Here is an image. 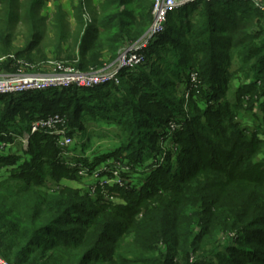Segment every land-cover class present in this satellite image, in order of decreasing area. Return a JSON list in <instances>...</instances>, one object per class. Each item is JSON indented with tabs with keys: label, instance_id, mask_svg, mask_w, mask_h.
I'll return each instance as SVG.
<instances>
[{
	"label": "trees",
	"instance_id": "16d2710c",
	"mask_svg": "<svg viewBox=\"0 0 264 264\" xmlns=\"http://www.w3.org/2000/svg\"><path fill=\"white\" fill-rule=\"evenodd\" d=\"M45 2L0 0L5 75L43 74L51 62L83 73L106 70L148 36L157 0H70L73 27L56 5L44 29ZM260 12L246 1H196L169 13V39L162 35L142 51L148 57L170 42L177 66L195 64L210 104L203 116L193 104L186 115L184 102H176L178 81L166 79L171 67L158 55L160 67L121 71L119 78L131 81L123 89L114 83L0 96V143L55 114L73 131H82L87 118L101 119L121 129L126 143L117 150L130 152V165L145 164L147 156L154 164L145 168L142 190H124L129 200L119 204L61 186L64 176L79 172L67 167L64 150L48 134L32 135L23 154H0V166L11 172L0 179V256L11 264H264V130L247 134L235 120L244 106L264 110ZM21 28L25 40L17 47ZM240 72L248 83L234 89ZM110 87L119 93L113 99ZM171 123L182 149L176 165L172 149L164 153L158 140L169 135ZM81 161L80 173L91 165Z\"/></svg>",
	"mask_w": 264,
	"mask_h": 264
},
{
	"label": "rangeland",
	"instance_id": "374dc122",
	"mask_svg": "<svg viewBox=\"0 0 264 264\" xmlns=\"http://www.w3.org/2000/svg\"><path fill=\"white\" fill-rule=\"evenodd\" d=\"M199 1L211 2V1H222V0H211V1L199 0ZM189 4L180 6V8L187 6ZM56 5H61L63 7L64 11L69 16L70 18L69 22L73 27L74 23L73 20L71 19L72 6L70 5V0H46L41 12L42 17L45 19L44 29L48 27L49 22L52 20V15L54 13ZM162 8L163 7L159 8L158 13L162 11ZM175 11L176 10L172 12ZM260 13L264 14V11H261ZM194 16L195 15H193V18H195ZM168 24H169L168 18L167 19L165 18V20L163 21L164 32H162L159 36H157L153 40L155 41V43L158 42V40L162 35H166L167 39H169L171 34L169 33ZM24 40H25V35L23 33V29L22 28L18 29L15 45L17 47H22ZM49 41L50 40L45 39L44 43L46 45L50 44ZM152 43L147 47V49L152 45ZM174 48L175 46L171 45L170 42L163 44L161 48L155 46L153 48L154 49L153 53L151 52L148 57L145 56L142 60L136 61L129 69H125V70L129 71L130 75L138 72L139 70L149 71V68L151 66H154L155 68L160 67V65H156V62L158 61L157 55L165 57V59H167L168 61L166 66L171 67L170 70L166 71V79H171L172 81L175 82L178 81L177 91H175L174 93L176 102H178L179 104H183L184 102V109L186 115L189 116L187 111H189L190 105L193 104L194 107L196 108L197 115L203 116L206 113L208 106L210 105L208 100L202 97L203 92L204 90H206V88H203L204 85L200 80H198L197 75L195 74L196 66L193 62H191L185 67L177 66V61H179L177 60L178 54L175 51H169V50H173ZM142 55L144 54L142 53ZM48 56H50V59L52 58L50 53ZM117 63H118V59L114 64L110 65L107 69L115 67ZM50 64L53 65L52 62ZM245 74L246 73L244 72H240L236 76V78L232 82V86L234 87V89H237L243 81H246L248 83V81L245 80L246 79ZM2 75L4 74H0V76ZM26 75H30V74H26ZM118 80L119 81L116 83V85H118L120 89H123L124 87H128V85L131 83L130 78L127 76L122 77V79L119 78ZM111 84H108L103 87H107ZM175 85L176 84H174V86H172L171 89H174ZM109 89H110L108 90V92L110 93L109 96L112 97V99L114 98L113 94L119 95L118 92L115 93L116 91L115 88L110 87ZM234 89L231 90V93L233 95L235 93ZM80 93L85 95L88 92L83 91ZM75 94L76 93H74V95ZM230 99L234 100L235 97L231 96ZM93 101H97L96 97L94 98ZM107 101H109L108 97H107ZM257 108L258 109L255 110L254 112L253 110L251 111L249 110V108L244 106L243 109L237 112V115L235 117V120L238 121L241 127L247 130V134H251L256 130H260V129L264 130V110L261 109L260 106H258ZM181 118L182 120L185 119L183 116H181ZM205 119L206 117L204 116L203 120ZM97 120H94L92 118H87L83 122L84 129L82 131H75V130L70 131V133L73 131L72 136L69 133L73 142L71 147L65 151L64 157L65 160L68 161L67 167L71 169H78L79 173H75V172L68 173V175L64 176V178L62 179L61 186L69 187L81 194H85V193L87 194V192L88 193L90 192V194L95 199L105 198L106 200H109L112 203H119V204L126 203L129 199L127 197V194H125L124 190H128L132 188L136 192L141 191L143 188L142 186H144V172L146 171L145 168L151 167L154 164L151 163L152 159L147 156L145 159V164L144 162L143 163L141 162L136 167L130 165L129 159L126 157L130 154V152L119 155L120 151L117 150L120 148V146H122L123 143H126V138L122 134L121 129L116 125L106 124L105 120H101V119H97ZM177 127H178L177 124L171 123L170 125L171 132L169 133V135L166 137L163 136L159 137L158 139L161 140L162 143H164L162 148V151H164V153H166L169 149H172L173 151L172 160L174 165H176L175 163L180 160V154L182 150L180 144L176 143L177 142L176 137L173 136L174 133L176 132ZM70 129L72 128L70 127ZM155 131H157V133L163 132L158 129H156ZM259 136L264 138V134L259 133ZM10 142L12 143L10 155L11 153L23 154L24 152L23 142L19 138V136L14 135L13 139ZM94 151H99L97 154L98 158L95 157L94 155L93 157L91 156V159H88V163L91 164L89 166V169L87 168L85 172L80 173V169L84 167V161H81L83 160V158H78L76 161L75 156L77 154L80 155L81 153L83 155H86L88 152H89L88 155L90 156V154ZM113 154L114 156H112ZM96 159H98L97 161L99 162V164L98 166L92 167ZM166 159L167 157H164L162 161L166 163ZM260 159H261L260 161L264 163V153L260 155ZM6 170H8L6 169V167L0 166L1 180L8 179L11 177V172L9 173ZM90 170L93 171V174H89ZM99 188L101 189V191H98ZM6 261L11 264V262H9L8 260Z\"/></svg>",
	"mask_w": 264,
	"mask_h": 264
},
{
	"label": "built area",
	"instance_id": "2783aa9c",
	"mask_svg": "<svg viewBox=\"0 0 264 264\" xmlns=\"http://www.w3.org/2000/svg\"><path fill=\"white\" fill-rule=\"evenodd\" d=\"M196 1L199 0H157L155 7V20L148 36L145 39H142L141 41H138L137 43L129 45L123 49L118 58V63L113 68L96 73H83L75 70L72 67L66 66L65 64L54 63L52 65L53 73L50 75H2L0 76V96H16L26 93H37L49 90L62 91L72 87L94 89L106 86L111 83L116 84L119 81L118 79L120 72L125 69H129L136 61L142 60L144 58L142 51L147 49L152 41L162 32H164L163 21L165 18H168L169 13L177 10L180 8V6ZM235 1L251 2L260 11H264L263 0ZM160 7L163 8L162 11L158 13ZM70 131L71 129L69 127L68 119L64 116H61L60 114H55L32 122L30 126V132L25 133L23 137L19 136V138L22 140L23 148L26 150L28 149V142L32 135L36 133L48 134L56 139L57 145L64 150V156L65 151L71 147L73 142L69 134ZM11 144V142L0 143V154L2 156L10 155L12 146ZM81 173L83 172L81 171ZM0 264L10 263L0 256Z\"/></svg>",
	"mask_w": 264,
	"mask_h": 264
},
{
	"label": "crops",
	"instance_id": "0c3cea01",
	"mask_svg": "<svg viewBox=\"0 0 264 264\" xmlns=\"http://www.w3.org/2000/svg\"><path fill=\"white\" fill-rule=\"evenodd\" d=\"M51 70V69H50ZM49 70V68H48V70L46 71V73H43V74H38V75H46V74H51L52 72H53V70L52 71H50ZM0 74H4L5 75V73H2V72H0ZM98 152L99 151H94V152H92L91 154H90V156L88 155V153L86 154V155H83L82 153L80 154V155H76L75 157H76V161H77V159L78 158H83V159H91V156L93 157V155L95 156V157H97L98 158ZM12 154V153H11ZM14 154V153H13ZM19 154V153H18ZM89 156V157H88Z\"/></svg>",
	"mask_w": 264,
	"mask_h": 264
},
{
	"label": "water",
	"instance_id": "95a60500",
	"mask_svg": "<svg viewBox=\"0 0 264 264\" xmlns=\"http://www.w3.org/2000/svg\"><path fill=\"white\" fill-rule=\"evenodd\" d=\"M28 147H29V142H28Z\"/></svg>",
	"mask_w": 264,
	"mask_h": 264
}]
</instances>
